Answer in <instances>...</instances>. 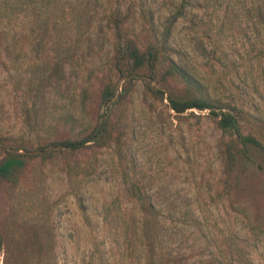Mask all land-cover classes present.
Masks as SVG:
<instances>
[{"label":"rangeland","instance_id":"1","mask_svg":"<svg viewBox=\"0 0 264 264\" xmlns=\"http://www.w3.org/2000/svg\"><path fill=\"white\" fill-rule=\"evenodd\" d=\"M161 1L155 2L159 9ZM113 2L59 0L54 22H38L25 14L0 18V159L11 145L23 153L36 142L70 138L66 128L45 133L46 125H36L32 101L51 113L64 102L68 85L75 95L83 79L71 75L56 85L53 79L41 85L42 105L33 97L28 73L31 62L51 63L56 47L67 40L78 45L73 68L90 77L86 119L100 122V91L108 77L116 80L108 74L115 54L109 24ZM242 13L238 0H192L174 26V40L193 48L189 61L211 100L240 108L249 117H263L264 102L257 92L264 58ZM163 15L158 13L156 25ZM145 25L133 16L126 33L142 42L148 35ZM146 86L164 96L182 90L169 79L126 84L103 146L89 144L47 161L33 158L16 172L15 185L0 179V236L12 243L8 264L17 243L30 244L34 216L53 231L56 264H141L140 241L131 239L128 228L132 221L138 225L143 214L123 191L122 171L138 183L153 201L158 219L165 221L156 250L162 264H264V177L245 167L230 176L224 173L220 150L227 137L212 114L218 109L176 114ZM122 87L117 81L116 92ZM51 115L46 124H53ZM242 132H251L245 123ZM29 194L37 206L31 211L21 208Z\"/></svg>","mask_w":264,"mask_h":264},{"label":"trees","instance_id":"2","mask_svg":"<svg viewBox=\"0 0 264 264\" xmlns=\"http://www.w3.org/2000/svg\"><path fill=\"white\" fill-rule=\"evenodd\" d=\"M114 10L109 16L110 30L114 36V62L108 74H113L116 80L108 81L100 91V101L103 106L101 120L98 124L90 123L86 119L89 100L87 83L89 74L80 69H74L75 56L78 55L76 42L65 41L55 49L51 63L31 62L28 73L32 79L33 97L43 101L42 87L51 84V80L58 84L72 75L74 79L82 80L77 94H72L70 85L63 96L64 102L54 106L51 113L46 112V107H38L32 101L31 114L34 115L36 125L47 126L45 133L51 128H66L70 138L62 140H48L44 144L36 142L31 150H22L21 147L7 148L6 156L0 159V179L15 185L17 171L33 158L41 161L53 159L61 152L76 153L89 144L101 147L109 138L111 115L126 91L125 85L136 81L149 82L159 80H175L181 86L180 95L166 94L154 87H147L153 98L166 101L169 110L181 114L189 109L210 110L218 109L212 113L217 119V126L222 135L227 137L224 147L220 150V159L223 171L230 176L241 167L256 169L264 177V116L249 117L242 109L226 107L209 97V88L203 84L195 74L189 61L193 48L184 43L178 45L174 40V26L178 19L183 17L185 7L192 0H162L160 9L155 5L156 0H113ZM197 1V0H196ZM204 1V0H203ZM243 9L242 16L252 26L255 34V49L264 58V0H238ZM59 0H0V18L10 19L12 16L25 14L33 20L42 22L44 19L55 21L58 17ZM162 12L163 19L156 25L158 13ZM136 18L146 24L147 37L139 42L134 37L127 35L126 25L129 18ZM161 28L159 31H157ZM213 58V57H212ZM71 72V73H70ZM121 80L123 87L120 93L116 92L117 81ZM150 80V81H149ZM42 85V86H41ZM258 97L264 102V76L260 80ZM54 92L57 86H54ZM42 105H46L43 101ZM225 109V111H222ZM51 115L53 124H46L44 119ZM42 116V118L40 117ZM251 120L249 123L246 119ZM247 124L251 132L243 133V124ZM35 132V131H33ZM36 137V136H35ZM81 170L80 169V173ZM123 191L137 209L143 214L138 225L132 221L128 228L131 239L140 241L142 248L141 264H162L156 253L162 235L160 229L165 221L155 211L153 201L142 191L138 183L129 177L126 171L120 173ZM21 208L31 211L36 208V199L33 194L28 199L21 201ZM106 215L108 210L105 208ZM243 215V211H238ZM31 227L30 244L17 243V253L11 264H56L54 252L53 231L44 225L38 217L34 216ZM9 237L12 239V234ZM14 246V245H13ZM12 243L3 240L0 236L1 264H8ZM240 255V251H238ZM245 264H251L249 261Z\"/></svg>","mask_w":264,"mask_h":264}]
</instances>
